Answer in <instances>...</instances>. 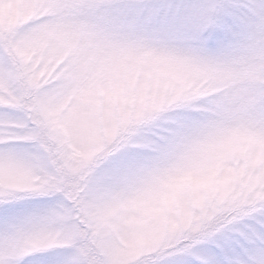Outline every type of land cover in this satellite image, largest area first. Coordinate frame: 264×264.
<instances>
[{
	"label": "snow or ice",
	"instance_id": "obj_1",
	"mask_svg": "<svg viewBox=\"0 0 264 264\" xmlns=\"http://www.w3.org/2000/svg\"><path fill=\"white\" fill-rule=\"evenodd\" d=\"M0 264H264V0H0Z\"/></svg>",
	"mask_w": 264,
	"mask_h": 264
}]
</instances>
